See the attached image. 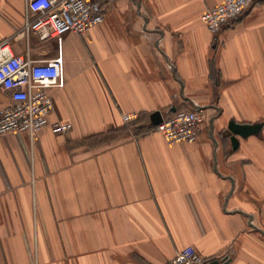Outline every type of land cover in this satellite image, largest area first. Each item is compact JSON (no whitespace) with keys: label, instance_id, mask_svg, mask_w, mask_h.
<instances>
[{"label":"crops","instance_id":"0c3cea01","mask_svg":"<svg viewBox=\"0 0 264 264\" xmlns=\"http://www.w3.org/2000/svg\"><path fill=\"white\" fill-rule=\"evenodd\" d=\"M220 1L103 0L83 34L27 40L26 0H0V40L60 60L47 125L0 135V264H171L186 245L264 264V0L213 34L200 16ZM197 106L192 142L150 128ZM230 120L259 130L234 148Z\"/></svg>","mask_w":264,"mask_h":264},{"label":"built area","instance_id":"2783aa9c","mask_svg":"<svg viewBox=\"0 0 264 264\" xmlns=\"http://www.w3.org/2000/svg\"><path fill=\"white\" fill-rule=\"evenodd\" d=\"M258 0H221L202 12L200 18L213 34L224 24L238 16L246 7ZM26 12L20 33L28 40L32 35L39 39L60 36L66 32L83 34L89 27L104 19L103 0H26ZM60 60L57 57L37 60L17 55L10 39L0 40V89L8 92L10 103L0 110V135L10 131L26 132L30 138L47 125L53 110L51 89L60 84ZM136 112L122 115L125 123L135 120ZM205 120L201 106L176 109L163 115L153 127L168 143L192 142L198 136ZM69 122L51 124V133H66ZM203 257L192 245L184 246L171 264H205Z\"/></svg>","mask_w":264,"mask_h":264},{"label":"water","instance_id":"95a60500","mask_svg":"<svg viewBox=\"0 0 264 264\" xmlns=\"http://www.w3.org/2000/svg\"><path fill=\"white\" fill-rule=\"evenodd\" d=\"M174 110V109H173ZM162 119V112L160 110H155L149 115V120L151 124L156 125L158 124ZM227 130L231 132L230 140L232 142V146L235 148L238 144V138L237 136L245 137L249 134L256 133L259 130V124L254 123H241L236 122L234 120H230L227 124ZM205 264H225L223 259H210Z\"/></svg>","mask_w":264,"mask_h":264},{"label":"trees","instance_id":"16d2710c","mask_svg":"<svg viewBox=\"0 0 264 264\" xmlns=\"http://www.w3.org/2000/svg\"><path fill=\"white\" fill-rule=\"evenodd\" d=\"M139 127H140V128H139ZM139 127L137 128V131H136V132L142 131L143 128H144V130H145V126H144V125H141V126H139ZM150 128L152 129L153 126L151 125ZM109 139H110V138H109Z\"/></svg>","mask_w":264,"mask_h":264}]
</instances>
